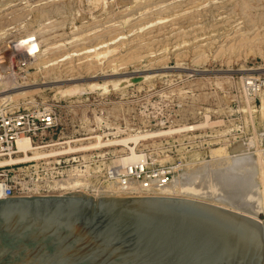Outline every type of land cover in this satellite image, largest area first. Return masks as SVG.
<instances>
[{"label": "rangeland", "instance_id": "374dc122", "mask_svg": "<svg viewBox=\"0 0 264 264\" xmlns=\"http://www.w3.org/2000/svg\"><path fill=\"white\" fill-rule=\"evenodd\" d=\"M23 53L39 55L26 67ZM0 59V111L58 106L63 141L79 140L78 148L102 138L108 146L97 154L128 157L130 151L116 142L138 134L126 129L152 127L140 135L157 137L139 141L136 153L176 159L194 141H204L202 132L188 131L204 128L208 113L210 127L222 129L226 150L190 162L232 166L249 155L264 166V87L247 85L264 86V0H0ZM75 87L83 91H71ZM78 176L64 177L58 189L73 177L84 183ZM103 183L98 179L88 191L79 184L55 195L129 197V189ZM234 192L227 197L240 194ZM228 200L225 208L264 222L263 199L258 207L257 201H243L254 209L233 200L236 209Z\"/></svg>", "mask_w": 264, "mask_h": 264}, {"label": "water", "instance_id": "95a60500", "mask_svg": "<svg viewBox=\"0 0 264 264\" xmlns=\"http://www.w3.org/2000/svg\"><path fill=\"white\" fill-rule=\"evenodd\" d=\"M0 264H264V222L178 197L8 198Z\"/></svg>", "mask_w": 264, "mask_h": 264}, {"label": "built area", "instance_id": "2783aa9c", "mask_svg": "<svg viewBox=\"0 0 264 264\" xmlns=\"http://www.w3.org/2000/svg\"><path fill=\"white\" fill-rule=\"evenodd\" d=\"M23 54V65L26 67L39 55V53L34 56ZM249 82L247 85L252 90L256 87L258 89L264 87L262 83L256 85V81ZM77 103L83 105L84 101L79 98ZM62 111L60 107L54 105L0 111V160L19 155L18 141L21 138L30 141L34 149L30 154L35 156L32 161L0 169V200L55 195L59 191L58 184L61 179L75 173L83 179L82 187L87 191L92 181L101 179L103 184L111 186L116 184L130 189L129 196H139L137 194L139 192H142L143 196H154L159 188L172 183L190 165L193 158L205 160L209 157L210 160L212 150H226L227 141L224 134L222 135V129L213 130L214 128L210 127V116L207 113L204 128L197 127L188 131L202 132L200 136L204 137V141L200 140L198 143L194 141L192 146L186 148V154H177L176 159L166 156L163 160H156L142 151L139 155L141 159L136 163H125L127 157L114 160L106 158L104 154H97L98 151L107 149V144L101 147L92 145L78 148L79 140L63 141L66 133L62 122ZM148 116L150 118L151 114ZM143 117L147 115L142 113ZM151 130L152 127L126 129L127 132L138 135ZM159 137L164 136L159 135ZM100 139L103 141L102 138ZM106 139L108 140V137ZM178 145L181 147L180 144ZM84 152H86L85 156ZM39 153L43 156H37Z\"/></svg>", "mask_w": 264, "mask_h": 264}, {"label": "bare ground", "instance_id": "6f19581e", "mask_svg": "<svg viewBox=\"0 0 264 264\" xmlns=\"http://www.w3.org/2000/svg\"><path fill=\"white\" fill-rule=\"evenodd\" d=\"M150 77H151V75H150ZM131 82H132L131 80H127L123 83H131ZM78 89L80 90L79 87H75L71 91L77 90V92H78ZM81 90H82V88H81ZM65 93L67 94L68 92H64V94ZM69 93H73V92L69 91ZM78 93H80V92H78ZM171 132L172 131L160 132V133H158V136L159 135H162V136L169 135ZM154 137H157V136L155 134H153V135H136V136H131L129 138L117 141L116 143L118 145H122L130 151V154L124 160L125 163H136L138 160H140L141 159V156H139L140 154L138 155L136 153V149H135L136 145L141 140L146 141V140L154 138ZM98 140H99V142L97 144H95L96 147H100L103 144V142L100 139H98ZM18 150H19V154H20V156L18 158H16V159L10 158V159H5V160H0V169L5 168V167L18 165V164H22V163H26V162L33 160V157L31 158V156H30V152L34 151V149H33V146L30 144V141L28 139L21 138L18 141ZM37 156H43V155L39 153V154H37ZM247 156H249V155H247ZM247 156L246 157L242 156L241 158L238 157L239 159H237L236 161H234L235 160L234 159L233 160L234 163L232 166L228 165L230 163H228L227 159H226V161L228 163L227 165L226 164L224 165V163L222 164L219 160H217V162L218 161L220 162V164L217 163V165H219V167H215L216 163L214 164V166L212 165L213 163H211L210 165L212 167L211 166L209 167V165L207 166L203 161H200L201 159L196 160L195 162H191L190 165L186 168L185 174L184 175L182 174L183 176L181 175V178L178 179L176 177L177 180L175 179V182L173 184H170L169 187L165 186L164 188H160L159 190L155 191L156 192L155 196H158V194L169 195L167 197H174V196L178 195V196H181L185 199H191V200L203 199L202 201H204V202H206L204 199H207V201L213 199V202H215V203L217 202L218 205H221L223 207L224 206L229 207L228 202H227L228 199L229 200L232 199L231 202L235 203V201L233 202V200H238L237 197H239V196H240V199H239L240 201L238 200V203L242 207L243 206L246 207L247 205H249V207L253 206V205H250L253 200H254L253 202L257 201V203H255V205L258 204L259 203L258 201H260L261 199H263L261 201L264 202V198H262L263 194L260 198V194L262 192L264 193V191H263L264 190V166H261V161H260L262 159H260V158L254 159L251 156H249V157H247ZM226 161H224V162H226ZM221 165L230 166V167H222ZM220 166H221V168H220ZM180 174H179V176H180ZM64 181H67V180H63V182L61 183L62 186H61V188H59L61 190L64 188L63 191H65V190L69 191V189L73 190L72 188L75 189L77 185L81 184L78 179L76 180V177L69 179V181L67 183H65ZM261 183L263 185H260ZM82 184H81V186H82ZM59 186H60V183H59ZM79 186H78V188H79ZM117 186L119 187V185H117ZM117 186L115 185L114 188L115 187L117 188ZM117 189L122 191L121 188H117ZM82 190H83V188H82ZM119 190H117V191H119ZM126 190H128V189H126ZM233 190H235V192L237 191V193L238 192L240 193L238 196H237V194L234 195V196H237L236 197L237 199L233 198L234 196L232 195V193H231L232 198L230 197L231 199L228 198L229 196L227 197V195H230L229 192L233 191ZM124 192H126V194H128L127 191L124 190ZM119 193H117V194H119ZM123 193H121V194H123ZM139 194H141L143 196L142 192H139ZM164 195H162V196H164ZM245 195H246V198H248L247 200H249V202H251L250 204L248 202L243 203V201L246 199L241 200L242 197L245 198ZM210 197H212V198H210ZM257 198L258 199L260 198V200H257ZM232 203H230V204H232ZM259 205L260 204H258L257 207ZM234 206L237 209L238 205L236 206V203H235V205H233V207ZM242 207H240V208L242 209ZM254 208L255 207L253 206L252 209H254ZM263 209H264V207H263ZM257 210H258V208H257ZM235 211L241 212L242 214H246L248 216H252L253 218L258 220V218L253 216L254 214L250 215V214H247V213L242 212L240 210H235Z\"/></svg>", "mask_w": 264, "mask_h": 264}]
</instances>
